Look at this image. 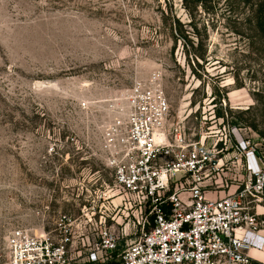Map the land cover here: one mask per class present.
Here are the masks:
<instances>
[{"label":"rangeland","instance_id":"rangeland-1","mask_svg":"<svg viewBox=\"0 0 264 264\" xmlns=\"http://www.w3.org/2000/svg\"><path fill=\"white\" fill-rule=\"evenodd\" d=\"M225 4L0 0V264L13 231L58 239L63 217L71 264H84L99 242L100 219L120 242L116 254L135 238L138 214L114 187L104 136L126 117L136 82L158 78L170 106L167 135L180 128L188 144L206 138L213 149L241 130L248 153L257 142L264 152V44L247 9L231 14ZM173 16L184 32L177 43ZM200 43L205 59L195 62ZM226 148L210 182L229 191L242 173Z\"/></svg>","mask_w":264,"mask_h":264},{"label":"built area","instance_id":"built-area-1","mask_svg":"<svg viewBox=\"0 0 264 264\" xmlns=\"http://www.w3.org/2000/svg\"><path fill=\"white\" fill-rule=\"evenodd\" d=\"M127 99L126 117H116L104 136L114 187L138 214L135 238L124 240L118 264H252L250 252L264 250L263 142L253 143L248 153L252 142L241 130L221 140L224 148L215 143L213 149L206 138L188 144L180 128L174 137L167 135L170 106L157 77L136 82ZM227 143L242 173L241 184L229 191L210 182L220 163L225 165L219 156ZM66 220H61L58 239L13 231L5 264H71L72 232ZM94 226L99 242L84 264H106L120 242L106 219Z\"/></svg>","mask_w":264,"mask_h":264},{"label":"trees","instance_id":"trees-1","mask_svg":"<svg viewBox=\"0 0 264 264\" xmlns=\"http://www.w3.org/2000/svg\"><path fill=\"white\" fill-rule=\"evenodd\" d=\"M225 3H226L225 5L227 6V9H229L227 10V12L231 14L232 13L238 14L241 12L240 11L241 9L242 10H245V8L247 9V12H248L247 21L249 22V25H250L249 29L250 31H253L255 34H257L261 43L264 44V0H225ZM171 21H172L171 31L174 32L172 34L173 39L177 43L179 40L184 39V36H182L184 32L183 30H177V31L174 30V24L179 23V20L175 16L172 17ZM200 44H201L200 45L201 49H195L192 46L195 62H197L198 60L205 59L206 50H203V45L202 43ZM263 51H264V48H263ZM263 135L264 133H262V136ZM117 255L118 254H114L113 260L107 262L106 264H118V262L116 261Z\"/></svg>","mask_w":264,"mask_h":264},{"label":"crops","instance_id":"crops-1","mask_svg":"<svg viewBox=\"0 0 264 264\" xmlns=\"http://www.w3.org/2000/svg\"><path fill=\"white\" fill-rule=\"evenodd\" d=\"M264 235V233H263ZM250 258H251V262L252 263H260V264H264V250L262 251H251L250 252Z\"/></svg>","mask_w":264,"mask_h":264},{"label":"bare ground","instance_id":"bare-ground-1","mask_svg":"<svg viewBox=\"0 0 264 264\" xmlns=\"http://www.w3.org/2000/svg\"><path fill=\"white\" fill-rule=\"evenodd\" d=\"M156 139L158 140V139H160V138L157 136V138H156ZM253 251H255V250H253ZM257 251H258V250H257Z\"/></svg>","mask_w":264,"mask_h":264}]
</instances>
